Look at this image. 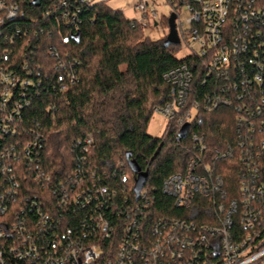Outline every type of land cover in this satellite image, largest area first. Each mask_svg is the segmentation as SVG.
Returning <instances> with one entry per match:
<instances>
[{
    "label": "built area",
    "instance_id": "2783aa9c",
    "mask_svg": "<svg viewBox=\"0 0 264 264\" xmlns=\"http://www.w3.org/2000/svg\"><path fill=\"white\" fill-rule=\"evenodd\" d=\"M26 1L32 5L34 0ZM165 1L176 15L177 47L187 52L179 60L187 63L163 75L170 87L169 98L154 113L174 126L175 143L188 141L197 156L188 160L181 173L165 179L161 192L182 210L189 209L197 197L208 199L209 223L198 226L159 219L146 224L153 203L150 189L143 186L137 200L132 189L130 203L127 174L118 176V181L113 175L117 182L113 188L103 184L106 175L99 179L86 165L91 137L84 140L76 167L64 176L48 174L42 167L43 136L22 135L17 130L21 111L30 105L28 90L40 82L34 85L27 61L21 71L8 67L12 51L0 48V264L264 261V11L257 8V0ZM98 2L50 0L41 17L54 20V37L66 46L76 37L79 12ZM180 8L188 14L184 23L177 21ZM136 10L143 17L135 21L143 26L147 24L144 15L155 13L145 3H139ZM19 16L14 0H0V45L11 47L21 35L31 37L8 26ZM49 55L58 64L57 83L73 84V70L65 69L56 52L50 50ZM193 61L195 70L188 65ZM196 74L197 83L212 81L201 95L193 88ZM220 108L232 112L234 136L230 143L210 150L204 136L191 131V125L200 115ZM186 124V138L181 140L178 133ZM221 162L236 164L232 197L213 168ZM235 225L242 234L232 233Z\"/></svg>",
    "mask_w": 264,
    "mask_h": 264
},
{
    "label": "trees",
    "instance_id": "16d2710c",
    "mask_svg": "<svg viewBox=\"0 0 264 264\" xmlns=\"http://www.w3.org/2000/svg\"><path fill=\"white\" fill-rule=\"evenodd\" d=\"M173 1L191 3L192 0ZM14 2L22 16L8 26L20 28L31 37L21 35L11 47L1 44L0 48L12 51L8 67L21 71L27 61L36 81L34 85L40 82L36 88L29 87L30 105L21 111L22 121L17 130L22 135L43 136V169L52 176H64L76 167L83 142L91 137V144L86 147V165L92 167L99 179L106 175L102 183L112 188L118 176L127 174L130 203L134 200L132 189L136 175L128 162L148 174L144 188L150 189L153 203L146 224L159 219L182 220L198 226L209 223L208 199L197 197L189 209L182 210L176 209L173 200L161 192L163 181L181 173L197 152H193L188 141L175 143L176 131L172 124L167 125L162 138L151 137L147 132L154 110L162 108L169 98L170 87L163 81V75L187 63L177 57L178 47L165 48L163 41L146 37L141 25L135 20H126L104 1L79 12L75 32L79 41L75 37L68 45L60 46L53 33L54 20L41 17L50 7V0H40L36 8L26 0ZM257 8L264 11V0H257ZM34 17L36 21L32 22ZM168 18L162 21L166 28ZM33 33L37 34L35 39ZM50 50L58 54L65 69L73 70V84L57 83L58 64L50 57ZM188 65L196 69L195 61ZM194 76V90L199 95L207 92L212 81L202 85L197 83L199 74ZM62 85H65L63 89ZM233 126L232 112L220 108L200 115L191 125V131L204 136L208 149L214 150L232 141ZM213 168L223 177L229 195L234 196L236 164L215 163ZM113 175H117L116 181ZM232 233L242 234V230L235 225Z\"/></svg>",
    "mask_w": 264,
    "mask_h": 264
},
{
    "label": "rangeland",
    "instance_id": "374dc122",
    "mask_svg": "<svg viewBox=\"0 0 264 264\" xmlns=\"http://www.w3.org/2000/svg\"><path fill=\"white\" fill-rule=\"evenodd\" d=\"M106 2V5L113 11L121 12L126 20H138L143 17V15L136 10V6L139 3L148 4L149 7H153L155 10L154 16L144 15L147 24L143 26L144 35L153 41L159 40L164 41L168 34V28L162 25L164 18H168L171 13H173L174 8L166 3L165 0H99V2ZM176 14L178 16L177 21L184 23L188 14L182 8L177 9ZM187 52L178 47L177 57L181 58L186 56ZM168 122L162 115L158 113H153V116L148 125V135L154 138H162L166 131ZM257 264H264L259 262Z\"/></svg>",
    "mask_w": 264,
    "mask_h": 264
},
{
    "label": "water",
    "instance_id": "95a60500",
    "mask_svg": "<svg viewBox=\"0 0 264 264\" xmlns=\"http://www.w3.org/2000/svg\"><path fill=\"white\" fill-rule=\"evenodd\" d=\"M32 5L34 7H38L39 6V0H34L32 2ZM175 20H176V15L174 13H171L169 18H168V34H167L166 39L163 41V46L165 48L171 47V46L177 47L179 45V38H178V34H177ZM75 40H76V42L79 41L77 37L75 38ZM188 128H189V125L186 124L179 131L178 137L181 140H184L186 138ZM128 165H129L131 172L134 175H136L135 184L133 186V193L135 196V200H137L139 197V193H140L141 189L145 185L148 174L147 173H141V171L137 167V165L132 163V162H128Z\"/></svg>",
    "mask_w": 264,
    "mask_h": 264
}]
</instances>
